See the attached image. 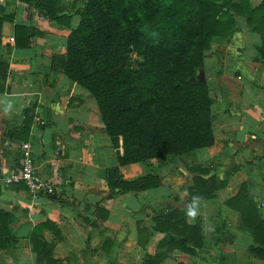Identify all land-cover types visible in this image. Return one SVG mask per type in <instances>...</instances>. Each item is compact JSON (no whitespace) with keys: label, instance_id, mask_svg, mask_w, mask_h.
Masks as SVG:
<instances>
[{"label":"crops","instance_id":"1","mask_svg":"<svg viewBox=\"0 0 264 264\" xmlns=\"http://www.w3.org/2000/svg\"><path fill=\"white\" fill-rule=\"evenodd\" d=\"M86 1L0 0V264H264L251 252L264 247V0H249L262 37L235 14L233 32L202 52L213 144L124 166L95 98L64 71ZM27 110L50 196L4 180L19 164L13 134ZM147 177L145 189L112 185ZM242 186L259 216L247 215Z\"/></svg>","mask_w":264,"mask_h":264},{"label":"trees","instance_id":"2","mask_svg":"<svg viewBox=\"0 0 264 264\" xmlns=\"http://www.w3.org/2000/svg\"><path fill=\"white\" fill-rule=\"evenodd\" d=\"M257 9L249 7V0L86 1L79 25L66 36L64 71L95 98L120 165L192 156L213 144L212 100L206 82L196 74L202 69V52L211 37L233 32L235 14L247 16L262 37ZM24 42L27 45L28 38ZM32 122L27 110L14 137L26 141ZM151 180H118L112 185L145 189ZM196 191L190 189L189 197ZM240 191L247 215H258L255 203L243 194L245 187ZM255 221L264 222L260 217ZM251 252L264 254V247L253 246Z\"/></svg>","mask_w":264,"mask_h":264},{"label":"built area","instance_id":"3","mask_svg":"<svg viewBox=\"0 0 264 264\" xmlns=\"http://www.w3.org/2000/svg\"><path fill=\"white\" fill-rule=\"evenodd\" d=\"M21 156L19 164L15 172H12L8 177H5L7 183H23L29 192L34 194L52 195L54 187L51 183L44 181L36 174L33 159L32 146L30 142H20Z\"/></svg>","mask_w":264,"mask_h":264},{"label":"clouds","instance_id":"4","mask_svg":"<svg viewBox=\"0 0 264 264\" xmlns=\"http://www.w3.org/2000/svg\"><path fill=\"white\" fill-rule=\"evenodd\" d=\"M195 214L196 213L194 211H192V210H189V212H188L189 217H194Z\"/></svg>","mask_w":264,"mask_h":264},{"label":"rangeland","instance_id":"5","mask_svg":"<svg viewBox=\"0 0 264 264\" xmlns=\"http://www.w3.org/2000/svg\"><path fill=\"white\" fill-rule=\"evenodd\" d=\"M200 72H201V71L198 70L197 73H196L198 78H199V76H200ZM118 142H119V148H120L122 142H121V140H119ZM121 151H122V150H121Z\"/></svg>","mask_w":264,"mask_h":264},{"label":"water","instance_id":"6","mask_svg":"<svg viewBox=\"0 0 264 264\" xmlns=\"http://www.w3.org/2000/svg\"><path fill=\"white\" fill-rule=\"evenodd\" d=\"M199 80L200 81H205V77L203 76L202 72H200Z\"/></svg>","mask_w":264,"mask_h":264}]
</instances>
